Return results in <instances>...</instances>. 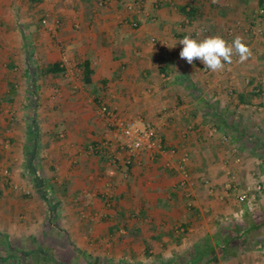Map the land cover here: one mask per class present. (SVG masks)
Instances as JSON below:
<instances>
[{
  "label": "crops",
  "instance_id": "0c3cea01",
  "mask_svg": "<svg viewBox=\"0 0 264 264\" xmlns=\"http://www.w3.org/2000/svg\"><path fill=\"white\" fill-rule=\"evenodd\" d=\"M29 2L36 4L42 3V0H29ZM29 2L28 7L33 6ZM256 3L264 5V0H193L176 6L177 13L172 11L173 19L165 16L163 9L157 8L155 12L158 14V22L154 33L158 34L160 25H165L163 28L166 29L170 28L172 23L177 25L174 43L177 40L180 42L185 36L202 40L207 36L219 35L226 40L229 38L225 33L226 24L238 22L242 29L246 30L248 25L258 23L255 16L252 13L250 15L249 9H245L244 13L241 12L238 19L235 15L229 14L230 10L241 11L246 7H254ZM21 4H25V0H0V120L2 121L0 132L7 134L2 130L6 128L10 119L29 120L27 124L25 123V127L21 128L16 141L19 145L18 152L31 153L28 162L34 160L41 137V133L37 130L38 121L50 115L45 105L52 102L55 82L62 86L58 100L62 106H66L68 117L82 121L77 128H70L69 133L76 136V141L82 143L86 149L97 144L94 142L95 138L92 136L88 140L80 137L82 133L88 135L91 132L89 122L96 116L93 104L100 102L104 94L107 101L116 98L110 103L116 104L121 112L124 111V114L129 115L135 110L148 117L152 116L159 112L156 111V107L161 104L165 111L160 119L166 121L162 123L163 143L178 150L187 149L190 155L187 164L194 179L192 183L196 184L191 189L194 205L190 210L184 205L186 198L184 181L181 177L166 174L160 176L159 170H163V164L147 161L146 164H149L151 169L157 168V170L144 172L141 176L135 174L125 188L122 185L116 188L114 198L120 203L113 212L120 216L122 221L125 220L124 222L119 224L115 221L106 225L96 223L92 227L81 223L75 229L92 228L91 231L94 232L104 230L110 233L118 231L121 225L123 231L127 233L125 243L117 245L115 241L113 246L126 249V254H118L116 262L123 263L127 260L133 264L150 260L158 264H219L220 257L224 256V260L229 264H241L232 254L240 247H243L246 253L244 247L246 231L232 230L224 220L226 215L231 216V213L236 216L244 209L246 212L248 207L236 210L233 208L236 205V200L234 201L233 198L228 197L227 202L222 204L208 192L202 194L198 190L200 187L197 181L206 180V183L218 189L221 184L231 179L244 181L249 185L256 182L262 185V181L256 180V176L254 179V175L261 174L259 177H264V81L262 80L264 45L258 43L260 41L255 44L250 43L251 38L245 32L235 34L230 37L231 42L236 36L242 37L252 55L242 63L239 62L238 56H233L231 64H225L221 71L212 72L204 68L203 63L198 59L189 64L185 59L180 58L179 53L183 45L179 42L173 44L167 55H163L164 59H158L152 49L142 44L144 36L148 33L147 27H142L140 32L133 33L121 26L124 22H128L127 19L123 21L122 18L117 17L114 24L120 23V32L107 30L106 27L97 31L92 26L93 23L103 22V25L109 23L105 21L106 18L99 17L85 22L94 30L92 28L91 31L77 32L70 28L69 14L60 9L59 12L64 15V20L57 40L65 46V55L62 58L54 48V41L43 33L39 26L30 23L31 16L25 13L21 15L22 11L18 10ZM42 6L47 8L48 3L43 2ZM189 6H193L197 11L195 17L190 19L193 21V32L187 33L182 28L179 29L180 25L178 28V19L175 15H178L180 7H185L187 10ZM260 24L264 26V22ZM205 25L209 32L199 39L197 29ZM168 38L170 39V36ZM139 46L141 51L136 50L140 48ZM155 60L157 62L160 60L158 63L160 67L157 69H155ZM84 61L88 62L92 71L89 84L82 83L81 65ZM52 63H60L64 71L48 72L46 67ZM74 74L78 75L80 84H75L72 76ZM76 88H79V91ZM150 88L155 95L153 98L146 93ZM187 124L190 129L186 130ZM1 138L3 137L0 136V144ZM95 152L97 160H94L93 164L90 161L84 164L87 171L97 166L101 168V152L98 150ZM233 152L242 153L247 159L246 162L240 166L231 162L228 157ZM49 167H52V164ZM68 173L69 175L64 174L65 176L60 179L53 176L50 181H46L47 187L44 193L37 192L41 194V199L45 201L74 199V190L77 188L65 192H53V183L57 181V184L64 186L72 172ZM232 173H235V176ZM35 175L36 177L31 174L30 177L31 182L34 181L37 185L36 178H39L37 173ZM90 178L91 176L88 177ZM11 182L30 183L22 179L17 171L13 172ZM92 185L97 188L100 182L93 181ZM88 186L92 187L90 184L82 190L79 185L77 186L79 193L82 190L84 207L86 202L93 199L94 209L96 208L101 215H106L107 212L101 202H97L99 197L102 198L103 189H98V193H90ZM9 188L10 185L0 182L1 202ZM34 198L35 196L32 199ZM20 208L22 209L15 207L12 211L11 208H0V219L2 220V216L5 217L3 218L5 221L0 223L1 238L5 246L11 248L13 241L11 239L14 237L15 247L30 248L31 243H38V247L41 248L43 244H39L40 230L37 226L40 220L36 219L46 213L47 222H45L49 223L48 231L56 230L57 227L51 218L56 215L55 208L48 204L47 207L34 208L33 205H25ZM88 209H91L90 206ZM128 215H136L137 219L129 220ZM7 216H14V219L11 217L10 220ZM48 218L52 219L51 222H48ZM261 220L254 226L255 228L259 226L257 230L264 229V217ZM250 226L248 230L253 229ZM10 229L11 232H15L13 237L9 232ZM197 231L198 235L194 233ZM226 231L228 233H225ZM218 233L221 234V238L214 240L213 236ZM185 236H188V239ZM258 237L261 238L253 242L255 243L253 247L251 246L254 253L251 264H264L263 233ZM209 238L211 241L208 240ZM23 241L26 243L23 244ZM184 247L193 248V255L181 251L180 248ZM211 248L213 256L207 252ZM243 250L240 248L237 252ZM22 252L24 255L28 253L26 250ZM80 252L82 255H87L84 247ZM200 255L202 258L197 260Z\"/></svg>",
  "mask_w": 264,
  "mask_h": 264
},
{
  "label": "rangeland",
  "instance_id": "374dc122",
  "mask_svg": "<svg viewBox=\"0 0 264 264\" xmlns=\"http://www.w3.org/2000/svg\"><path fill=\"white\" fill-rule=\"evenodd\" d=\"M192 1L193 0H42V3H48L47 8H45L42 6L41 2L33 4V2H29V0H25V4H21L22 9L19 7L20 9L18 8V10L19 12L22 11L21 15L22 13H25V15L31 16L32 21H30V23L32 22V24L39 26V29H41L43 33H46L48 37L54 41V48L58 53H60V55H62V58L65 55V46L57 40L58 33L63 27L62 23L64 20V15H61L59 12L60 9L65 10L66 14H69L71 18L69 24L70 28L71 30L77 32L91 31L93 27L97 31L106 27L105 29L107 30L120 32V23L119 25L114 24L117 17L122 18L123 21L127 19L128 22H124L121 26L133 33L140 32L142 27H147L146 31H148V33L144 36L142 44L146 48L152 49V51L157 54V58L161 60L164 59L163 55H167L173 44L175 45L179 42V40L174 43V36L176 37L175 27H177V25L172 23L170 24V28H166L167 30L163 28L165 25H160L159 31H157L158 34L154 33V28L157 24L156 22H158V14L155 12L156 9H163L165 11V16L172 17L173 19L172 11H174L175 14L177 13L176 6L184 3L187 4ZM28 2L33 4V6L30 5V7H28ZM245 9H249V11H251L250 15L252 13V15H254L258 20V23H252V26L248 25L245 28L246 30L242 29L243 27H241V24H238V22L229 25L226 24L227 27L225 28V33L229 37L226 41L230 43V37L232 38L235 34L245 32L249 34L251 38V40H249L250 43L254 42L255 44L260 41L258 43L264 45V26L260 24L264 22V5L256 3L254 7H246L241 11H236L234 9V12H232L230 10L229 14L231 13L232 15H235L238 19L240 18L241 12H245ZM260 10H262V12ZM246 13H248V11H246ZM46 16L49 19L47 26L42 23V19ZM175 16H177L176 18L178 19V28L179 25L181 26L179 29L182 28L184 32L187 33L193 32V21L182 15L180 12H178V15ZM99 17L106 18L105 21L109 23L104 25L103 22L100 24L93 23V27L90 26V24L86 25V21L94 20V18L99 19ZM23 18L24 16L22 19ZM55 18L59 21L57 26L52 25V19ZM111 22L113 23L111 24ZM197 30L199 32V36H197L199 39L200 36H206L209 32L206 25L204 27H199ZM161 35L162 37H160ZM169 36L170 39L168 38ZM136 50L141 51V47L136 48ZM263 55L264 53L262 54V58L264 59ZM159 61L154 62L156 65L155 69L160 67L158 66V63H160ZM205 72L206 71H204V73ZM72 76L75 84H80L77 77L78 75L74 74ZM262 80L264 81V77ZM76 90L79 91V88H76ZM145 90L147 91V89ZM61 93L62 86L55 82L52 102L45 105V109H47L50 115L48 118H41V120L38 121L39 128H37V130L41 133V137L39 145L35 151L36 156L33 161L28 162L31 158V153L26 151L18 152L17 148L19 145L16 144V141L19 138L18 135L20 134V130L29 122L28 119H10V121L6 124V128L2 130L7 134L4 135L0 132V136L3 137L1 138L0 144V155H2L0 156V182L6 183L8 186L10 185L9 190H6L4 200L2 202L0 201V208H11L10 210L12 211L15 207L16 209H22L20 207H25V205H33L34 208L47 207V204L49 206L51 205L56 211V215L51 218L53 219V223L56 225L57 229H59L53 230L52 232L48 231L49 223H46V213L39 218L37 217L38 219L36 220H40L37 226L40 230L39 244H43L41 248L38 247V243L35 244L31 242L30 248L15 247V238L13 237L15 232H11V229L9 232L13 237V239H11L13 241L11 242V248H8L5 246L0 233V264H130L127 260H124L123 263L116 262L115 260L118 254H126V249H119L118 247L113 246L115 241H117V245L118 243H125L127 233L123 231L121 225L118 227V231L110 233L105 232L104 230L94 232V230L91 231L92 228L89 230L77 228L76 230L75 227L81 223H84L87 227H89V225L92 227L96 223H103L106 225L114 223L115 221L119 222V224L124 222L125 220L122 221L121 217L113 212L115 211L114 209H117L118 204L120 203L116 202L114 198L117 191L116 188L119 185H122L125 188V186L132 181L131 179L135 174L137 176H141L144 172L154 171L155 168L151 169L148 166L149 164H146L147 161L161 162V164H163V170H159L160 176L166 174L181 177L182 181H184L183 189L184 196L186 198L184 205L188 210H190L194 205L191 189L196 184L192 183L194 179L187 164L188 159H190L189 152L187 149L178 150L175 147H169L167 144L163 143L162 129L164 125H162V123L166 121L160 119L161 114L165 111L163 110L161 104L157 107L155 106L156 111L158 110L159 112H156L152 116L148 117V115L137 113L135 110H133L134 113L129 115L126 113L124 114V111L121 112L116 104L110 103L112 100L115 101L116 98H110V101H107V97H105L104 94L100 99V102L93 104V110L96 111V116L94 117V120L89 122V127L90 129L92 128L91 132H89L88 135L82 133L80 137L83 139L85 137L90 140V138L94 136V142L97 144L86 149L82 146V143L80 144L76 141V136L69 133L70 128H77L82 124V121H76L75 119H72L71 117L70 119L68 117L69 114H67L66 106H62V103L58 100L60 99L58 96ZM146 93L149 94L151 98L155 97L151 88ZM102 107H105L106 110L113 114L114 118L118 119L120 122H136L142 129L150 127L155 128L157 139L160 138L162 141V152H149L143 149L134 155H130L126 148L122 147L125 138L121 128L115 123V120H111L101 113ZM1 123L2 121L0 120V124ZM188 125L189 124L185 125L186 130L190 129ZM96 150L101 152V168L97 166L96 168H92L90 171H87L84 168V164L89 161L93 164L94 160H97ZM228 159L233 163H237L239 166L243 165L247 160L244 155L239 152L231 153ZM179 161L182 162L181 165L184 167L183 171L179 169ZM30 163L33 164V166ZM51 164L52 167H49ZM128 165H131V167L128 168ZM156 170L157 168L155 171ZM15 171L19 173V176L22 179L29 181L30 183L26 182V184H15L11 182V177ZM69 171L72 173L70 179L65 184L67 188L64 187L65 185L63 186L57 184V181L53 183L54 185H52V187L53 192L56 193L77 188L74 190V199H52L51 201L42 200L40 196L41 194L37 192L44 193V189L47 187L45 182L50 181L53 176L54 178L60 179L62 176L69 175ZM36 173L39 178H36V181L38 182L37 185L34 181L33 183L31 182L30 177L31 174L36 177ZM235 173L232 174L235 176ZM185 174L186 177L184 176ZM85 176L87 177L85 178ZM89 176H91L90 179H88ZM255 176L257 177L256 180L260 179V181H262V189L259 193H255L254 199L243 202H239L236 199L235 193L241 192L249 186V184L244 183V181L240 182L231 179L226 181L224 184H221L222 186H220L219 189L215 188L213 185L211 186L210 183H206V180L197 181V184L200 187L198 190H200L202 194L205 195L208 192L210 195L215 196L222 204L227 202L226 199L228 197L233 198L234 201L236 200V205L238 203V206L235 205V207H233L236 210H241L246 206L248 207L246 212H244V209L240 214L238 212V215L236 216H233L230 213L231 216L226 215L227 217L224 220L228 224V227L232 228V230L238 229L240 231H246L244 233L246 242L244 247L247 250L246 253L244 252L243 247H240L243 252H237L240 249L239 248L234 250V253L232 254L233 257H235L241 264H251L250 262L254 254L252 252V245L255 244H253V242L259 240L258 238L261 237L258 236L262 233L264 238V229L260 228V231L257 230L259 226L256 228L254 227L256 223L261 222V219L264 217V177H259L261 174L258 176L254 175V179ZM93 181L100 182V185L98 186L99 188L93 187ZM258 183L259 182H256L251 185H257ZM90 184L92 187H87L90 193H98V189H103V191H101L102 198L99 197L100 199L98 198L97 202H101L103 209L107 212L106 215H101L96 208L94 209L93 199H91L88 203L86 202V207H84L85 200L82 198V190ZM78 185L82 189L81 193L78 191ZM227 185L232 186L231 189H227ZM63 188H66V190ZM33 196H35L34 199H32ZM93 197L97 198L98 196ZM45 202H47L46 205L44 204ZM89 206L91 209H88ZM60 209H62V211H60ZM11 217L14 219V216ZM11 217L8 218L12 220ZM1 218L2 220L0 219V223L1 221H5L3 219L5 217L2 216ZM49 218L48 222H51L52 219L50 220ZM128 218L129 220H136L137 216L128 215ZM250 225L253 229L248 230L247 228ZM194 233L198 235L199 232L197 231ZM225 233L228 232L226 231ZM201 237H203V235H201ZM185 238L188 239V236H185ZM219 238H221V234L219 233L218 235L213 236L214 240ZM238 238H240V236ZM208 240L211 241L210 238ZM22 243L25 244L26 242L23 241ZM83 247L86 248L87 255H82L80 252ZM180 249L188 255H193V248L184 247ZM22 250H26L28 253L30 252L33 254L30 255L26 253V255H24ZM224 258V256L220 257L219 264H229L226 260H224ZM133 264L158 263L150 262V260H142Z\"/></svg>",
  "mask_w": 264,
  "mask_h": 264
},
{
  "label": "clouds",
  "instance_id": "9594fccd",
  "mask_svg": "<svg viewBox=\"0 0 264 264\" xmlns=\"http://www.w3.org/2000/svg\"><path fill=\"white\" fill-rule=\"evenodd\" d=\"M179 43L183 45L180 58L189 64L198 59L204 68L212 72L221 71L225 64H231L233 56H238L242 63L252 55L249 46L240 36H236L231 43L219 35L207 36L202 40L185 36Z\"/></svg>",
  "mask_w": 264,
  "mask_h": 264
},
{
  "label": "built area",
  "instance_id": "2783aa9c",
  "mask_svg": "<svg viewBox=\"0 0 264 264\" xmlns=\"http://www.w3.org/2000/svg\"><path fill=\"white\" fill-rule=\"evenodd\" d=\"M262 12V10H260ZM48 17L42 19V23L48 25ZM59 24L58 19H52V25L57 26ZM101 113L115 120V123L121 128L125 141L123 142V148H126L127 152L130 155L138 153L140 150H146L149 152H162V141L157 139L155 128L150 127L146 129L140 128L136 122H120L118 119L114 118V115L109 113L105 107H102ZM182 162L179 161L178 166L180 170H184V167L181 165ZM186 177V174L184 175ZM184 177V178H185ZM232 186L227 185V189H231ZM262 189L260 184L249 185L243 191L236 192L235 197L239 202L246 200H252L255 198V193H259ZM233 190V189H232ZM235 190V189H234ZM224 264V263H222Z\"/></svg>",
  "mask_w": 264,
  "mask_h": 264
},
{
  "label": "trees",
  "instance_id": "16d2710c",
  "mask_svg": "<svg viewBox=\"0 0 264 264\" xmlns=\"http://www.w3.org/2000/svg\"><path fill=\"white\" fill-rule=\"evenodd\" d=\"M179 12L184 15L185 17H188V19H193V17H195V14H196V8H193V6H189L188 9L186 10L185 7H180L179 9ZM81 68H82V71H83V74H82V83L83 84H89L90 82V74H91V69L89 67V64L87 61H84L81 65ZM46 70L48 72H51V73H61L64 71V69L61 67L60 63H52V64H49L47 65L46 67ZM95 101H97V99H95ZM99 102V101H97ZM131 165H128V168H130ZM209 254H212L211 256H213V249H209L207 251ZM202 258V255H200L197 260H200ZM198 262V261H197Z\"/></svg>",
  "mask_w": 264,
  "mask_h": 264
}]
</instances>
